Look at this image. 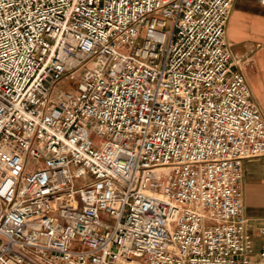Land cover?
I'll list each match as a JSON object with an SVG mask.
<instances>
[{"label": "built area", "instance_id": "1", "mask_svg": "<svg viewBox=\"0 0 264 264\" xmlns=\"http://www.w3.org/2000/svg\"><path fill=\"white\" fill-rule=\"evenodd\" d=\"M232 2L0 0V264H264Z\"/></svg>", "mask_w": 264, "mask_h": 264}, {"label": "crops", "instance_id": "2", "mask_svg": "<svg viewBox=\"0 0 264 264\" xmlns=\"http://www.w3.org/2000/svg\"><path fill=\"white\" fill-rule=\"evenodd\" d=\"M231 7L226 38L237 60L233 68L243 73L264 121V6L256 0H233ZM242 174L243 216L254 260L264 247V236L260 234L264 230V158L244 161Z\"/></svg>", "mask_w": 264, "mask_h": 264}]
</instances>
